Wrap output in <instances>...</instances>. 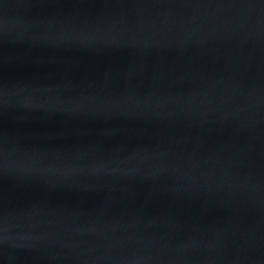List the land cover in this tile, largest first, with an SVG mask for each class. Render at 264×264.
<instances>
[{
	"label": "water",
	"instance_id": "1",
	"mask_svg": "<svg viewBox=\"0 0 264 264\" xmlns=\"http://www.w3.org/2000/svg\"><path fill=\"white\" fill-rule=\"evenodd\" d=\"M0 264H264V0H0Z\"/></svg>",
	"mask_w": 264,
	"mask_h": 264
}]
</instances>
